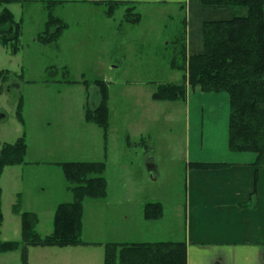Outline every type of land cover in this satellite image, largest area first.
I'll list each match as a JSON object with an SVG mask.
<instances>
[{
  "label": "rangeland",
  "instance_id": "374dc122",
  "mask_svg": "<svg viewBox=\"0 0 264 264\" xmlns=\"http://www.w3.org/2000/svg\"><path fill=\"white\" fill-rule=\"evenodd\" d=\"M102 7L76 0L54 4L50 12L60 22L47 33L57 26L67 28L53 42L42 44L35 39L44 34L49 11L40 5L7 6L20 21L22 34L16 54L10 46L0 45V71L8 75L0 79V149L23 137L27 150L24 163L0 171V241L21 242V215L27 211L37 217L36 232L49 235L55 205L72 201L61 168L43 163L94 159L96 145L103 143L109 166L107 198L84 203L80 233L84 245L26 250L21 245L0 253V264H104L105 245L124 233L133 241H144L147 233L162 241L184 238L185 111L180 101H155L152 94L157 84L181 79L183 72L170 63L179 46L187 44V7L171 3L138 7L136 24L123 18L125 6L103 21ZM100 26L107 32L115 29L117 43L112 48L103 44L109 36ZM112 61L118 68H110ZM136 77L151 83L129 84ZM103 98L106 132L85 119L86 110L99 106ZM148 157L158 165L155 173L147 167ZM147 202H159L164 211L160 222L145 229L139 214ZM124 214L130 224L123 225Z\"/></svg>",
  "mask_w": 264,
  "mask_h": 264
},
{
  "label": "trees",
  "instance_id": "16d2710c",
  "mask_svg": "<svg viewBox=\"0 0 264 264\" xmlns=\"http://www.w3.org/2000/svg\"><path fill=\"white\" fill-rule=\"evenodd\" d=\"M28 0H0V45L10 46L17 52V41L22 34L20 21L7 8L10 4ZM61 0H46L49 11L46 29L36 40L42 44L53 42L64 26H57L47 33L59 19L51 15L54 4ZM124 2L108 1L107 14L111 15ZM203 6L244 8L246 13L230 19L208 20L203 23L202 51L187 57L185 44H181L170 65L183 72L180 83L158 84L152 99L183 100L187 87H199L202 92H224L229 98L228 148L231 152L253 153L255 165L264 169V0H200ZM125 19L137 23L140 16L135 7L125 8ZM180 61V63H179ZM186 63V65H185ZM8 75L0 71V79ZM103 83V82H98ZM85 119L106 132L107 108L103 98L99 106L86 110ZM26 142L23 137L13 144H3L0 149V171L5 166L24 163ZM192 169L219 168L225 164L189 163ZM72 201L60 203L53 214V229L49 235L40 236L35 226L37 217L32 212L21 215V242L0 241V253L15 251L22 245L28 247L77 246L85 244L80 238L84 203L86 200L104 199L107 182L103 162L70 161L58 163ZM1 196V189H0ZM255 195L241 207L254 205ZM162 215L160 203H148L144 207L146 219H158ZM3 220L0 207V224ZM24 260V257H23ZM104 264H186L184 241H159L145 243H107Z\"/></svg>",
  "mask_w": 264,
  "mask_h": 264
},
{
  "label": "crops",
  "instance_id": "0c3cea01",
  "mask_svg": "<svg viewBox=\"0 0 264 264\" xmlns=\"http://www.w3.org/2000/svg\"><path fill=\"white\" fill-rule=\"evenodd\" d=\"M44 1L46 0H28L22 5H40L44 9ZM61 1L63 2L57 3L56 6L67 5L75 0ZM108 1L124 2L122 6H134L135 10L145 5L155 8L157 5L168 3L176 4L180 9L187 7L189 14V37L187 44L185 43L187 57L202 51V29L205 21L230 19L246 13L244 8L203 6L200 0H76L77 3L104 6L102 7L105 8L104 15L101 16L103 21L111 19L115 13L114 11L111 15L107 14L105 3ZM123 18L125 19V10ZM47 20L48 17L46 22ZM44 24L46 27V23ZM66 28L67 26L64 25L61 33ZM99 30L107 32L104 26H100ZM122 34L123 32H121ZM39 35L40 33L36 38ZM107 35L109 37L106 38V42L102 40L103 44L112 48L117 43L115 29L107 32ZM120 42L124 43L122 38ZM110 68H118V62L112 61ZM139 77L133 79L129 84L151 83L146 77L142 79ZM177 101H180L178 103L184 107L188 138L185 150L187 164L184 203L185 233L184 238L180 240L186 243V264H264V169L255 165V154L229 151L230 108L228 95L224 92H202L199 87L188 86L185 99ZM173 103L176 102H172V105H176ZM176 107L178 108V106ZM63 161L103 162L106 165L105 179L108 176V150L105 149L103 143L100 146L96 145L94 159H70L68 161L54 159L43 164L59 167L58 163ZM146 163L150 171L154 173L157 171L158 165L154 159L148 157ZM189 163H218L225 164V166L192 169L189 167ZM34 164L39 165L38 162H34ZM66 191L69 192L68 187ZM252 194L255 195L254 205L241 207V204L251 200ZM106 198L107 194L104 199L100 200ZM148 203L142 205L139 214L140 224L145 229L160 222L163 219L164 211L162 208V215L158 219H146L144 207ZM121 221L123 225L131 223L126 214L124 217L121 216ZM120 234L122 232L116 236ZM126 234L114 238L112 242L162 241L149 233L144 241H133L126 237ZM93 243L91 242V244Z\"/></svg>",
  "mask_w": 264,
  "mask_h": 264
}]
</instances>
